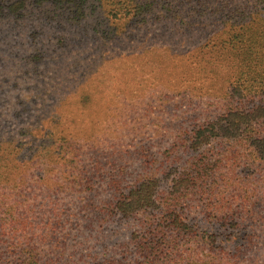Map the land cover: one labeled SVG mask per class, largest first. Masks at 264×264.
<instances>
[{"label":"trees","instance_id":"trees-1","mask_svg":"<svg viewBox=\"0 0 264 264\" xmlns=\"http://www.w3.org/2000/svg\"><path fill=\"white\" fill-rule=\"evenodd\" d=\"M155 27L202 39L205 72L226 76L189 98L218 112L136 100L91 128L92 96L62 93L81 82L68 58L95 40L154 50L136 33ZM59 197L34 224L32 201ZM1 241L0 264H264V0H0Z\"/></svg>","mask_w":264,"mask_h":264},{"label":"rangeland","instance_id":"rangeland-1","mask_svg":"<svg viewBox=\"0 0 264 264\" xmlns=\"http://www.w3.org/2000/svg\"><path fill=\"white\" fill-rule=\"evenodd\" d=\"M136 35L142 39L151 36L160 44L155 47L156 49L145 52L146 45L139 43L138 39L132 43L119 42L114 44L95 40L74 51L73 58L67 60V69H72V74H68L67 77H74L75 81L81 80V82L74 89L64 87L63 96L64 94L66 96L71 95L73 100L78 99L82 102L85 101V98L80 96L88 94L92 96L90 110L94 113H92L93 117L89 122L91 128L95 130L106 128L109 120L106 114L115 111L114 108L120 112L122 110L127 111L129 108L124 106L122 109V106L129 105L131 101L135 102L136 100L140 101L132 104H135V108L139 110L137 112H140L141 115L144 103L147 106L150 101L152 103L156 101L149 110L153 117L159 113H165L168 118L173 114L181 118L186 112L185 117L192 119L202 117L206 109L209 113L205 116L212 117L218 112L214 107L217 100L213 98L200 100L189 98L195 93L204 94L209 88L218 91L221 86V78L226 76V74H207L205 72V61L202 57H205L206 60L207 53L205 49L199 51L204 43L201 45L202 39H197L198 35L186 36L180 30L170 27H155L149 32H140ZM196 53L198 54L196 55ZM57 73L60 76L63 75L60 71ZM188 78L189 80L186 81ZM213 78H217V80ZM62 81L63 83L68 82L64 78ZM74 86L76 83L73 84ZM182 95L187 96V98L184 99L183 105L179 108L177 102L181 100L179 96ZM137 97L139 98L135 99ZM161 98L164 100L163 102H160ZM207 105L210 106V109ZM76 109H82V107L77 105ZM82 118L84 117H80V119ZM135 118L129 119V123L131 126H138L140 129L142 126L145 127L151 123L148 113L149 122L143 117ZM158 122L160 124L167 122V124H174L169 119L165 120L162 115ZM142 132L145 133V138L150 136L149 131L142 130ZM35 175L39 176L37 172ZM28 179L33 180L32 178ZM41 198H46V195L43 193ZM32 202L35 210L32 214L34 224L43 221L47 212L52 210L63 212L61 197L51 203L49 201L44 204L38 203L36 199ZM6 242L1 241V246L6 245ZM38 250L40 251L39 246Z\"/></svg>","mask_w":264,"mask_h":264}]
</instances>
